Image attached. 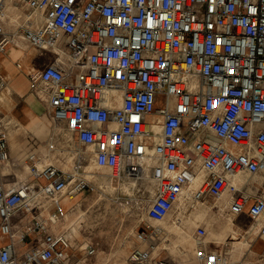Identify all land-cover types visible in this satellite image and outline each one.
I'll list each match as a JSON object with an SVG mask.
<instances>
[{
	"label": "built area",
	"instance_id": "2783aa9c",
	"mask_svg": "<svg viewBox=\"0 0 264 264\" xmlns=\"http://www.w3.org/2000/svg\"><path fill=\"white\" fill-rule=\"evenodd\" d=\"M4 1L0 52L22 38L54 54L30 80L50 87L52 128L76 146L68 169L32 153L25 164L33 182L13 190L0 182V264H88L95 243L55 225L63 196L108 186L97 181L101 169L123 191L115 203L140 213L131 264H176L156 255L165 235L147 216L166 215L179 198L193 207L229 193L233 211L264 217V193L251 195L235 181L264 175V0H8L26 11L10 32L1 24ZM7 159L0 129V164ZM145 171L151 190L137 184ZM18 212L28 218L14 227ZM259 234L264 241V218ZM204 235L198 228V243ZM195 256L229 264L202 245Z\"/></svg>",
	"mask_w": 264,
	"mask_h": 264
},
{
	"label": "crops",
	"instance_id": "0c3cea01",
	"mask_svg": "<svg viewBox=\"0 0 264 264\" xmlns=\"http://www.w3.org/2000/svg\"><path fill=\"white\" fill-rule=\"evenodd\" d=\"M20 9V4L14 1L8 2L5 8L6 16L1 20L5 31L10 32L13 29L11 28L12 21L9 16L15 15L14 19H18L16 14ZM53 59L54 54L51 51L34 47L22 38H16L4 52H0V75L7 79V86L4 89H0V129L6 133L8 148V159L0 164V182L8 190H13L17 185L24 182H33L28 175L27 169L25 171L20 170L21 165L25 163L26 158L32 153L41 161H51L65 169H68L72 163V149L76 146L75 139L62 129L54 130L52 121L47 115L50 87L41 81L33 84L30 80V73L44 68L52 63ZM4 96H8L10 100L2 104L1 98ZM89 162H87V169L92 171L89 168L91 166ZM147 173L151 176L150 172ZM202 178L203 176L198 177L197 181L191 185V188H196ZM146 180H139L137 184L146 186L148 183ZM149 180H151L152 187L154 185L153 180ZM97 181L101 182L100 179H97ZM235 181L241 189L251 195L264 193L263 174H257L251 178H247L242 174ZM107 183L108 186L113 187L111 181ZM231 199L232 195L224 193L216 199L206 197L203 203L192 207L188 199L182 197L174 202L172 209L162 217H149L144 214V217L147 216L150 222L160 225L165 235V240L162 243L163 249L158 250L156 255H164L176 264H200L195 256V251L199 245H202L206 249L214 250L224 255L229 264H258L259 260H264V241H262L259 234V226L264 217L254 221L247 214L246 209L239 212L233 211ZM252 199L250 198V202ZM40 201L47 205L50 203V199L45 196H42ZM116 204L124 209L128 207L126 211L129 212H127L125 217L132 215L131 213L133 212L129 208L130 204ZM79 205L77 202L72 207L75 209ZM51 210L52 207L44 210V216ZM201 210L206 213L211 212L219 219L221 217L226 219L228 227L224 233L220 230L217 235H212L208 231V226L211 227L210 219L205 216L198 217L200 213L197 214V211ZM133 216L134 223L130 232L133 236L134 246L131 250L137 245L134 239V231L140 226V213L134 210ZM240 216L247 217L249 224L245 226L240 223L238 220ZM27 218L28 215L25 213H16L12 218L13 226L19 227ZM253 223L254 230L251 232L252 234L247 233L246 231ZM55 227L58 230L68 232L74 239L82 240L85 238L78 239L75 233H71L65 228L63 217ZM198 228L205 230L201 243H198L195 239ZM232 232L242 233L246 236L250 234L248 240L247 237H239V234L236 239H243L251 248L242 247L244 241L242 246L237 244L235 239L231 237ZM184 236L189 239L190 244L183 243L182 245L181 239ZM250 238H254V240L250 241ZM237 242L241 241L238 240ZM95 245L97 248V242H95ZM255 249L260 250V254H258V258L252 260L248 254ZM131 250L127 254L128 264H131L129 259Z\"/></svg>",
	"mask_w": 264,
	"mask_h": 264
},
{
	"label": "rangeland",
	"instance_id": "374dc122",
	"mask_svg": "<svg viewBox=\"0 0 264 264\" xmlns=\"http://www.w3.org/2000/svg\"><path fill=\"white\" fill-rule=\"evenodd\" d=\"M25 12L24 7L21 6L20 11L16 14L18 19L16 20L15 18L11 22V28H14L19 23L20 18L24 16ZM89 164H93V162L90 161ZM26 169V164L23 163L20 170L25 171ZM91 170L96 171V167L93 166ZM101 173L100 180L106 185L110 176L106 170H102ZM130 180L127 179V183ZM146 182H148L146 186L151 190V180L148 179ZM132 184H134L133 180ZM118 192L121 194L123 191L114 189V186H107L94 192H80L74 199L62 202L63 212L69 213L72 209L71 212H75V214L73 213L74 215H69L67 229L71 233H75L70 227V223H74L77 227L75 235L78 239L85 237L84 239L86 240L94 243L97 242L96 253L87 260L88 264H128L127 254L134 246L133 236L130 231L134 223L133 214L135 209L131 207L130 211L133 212L131 213L132 215L130 214L131 216L125 217L127 212H129L126 211L127 208L124 209L122 206H117L114 201L115 196L119 195ZM122 201L124 202L125 200ZM77 202L80 205L74 209L72 206ZM197 214H199V218L205 216L207 219H210L209 223L211 227L208 226V231L212 235H217L220 230L224 233L228 227L226 219L222 217L219 219L211 212L206 213L201 210L197 211ZM238 220L245 226L249 224L247 217L240 216ZM232 238L235 239L237 244L242 246L243 239H238L241 242H237L238 240L235 237L232 236ZM251 240H254V238H250ZM181 241L182 245L183 243L190 244L189 239L185 236L182 237ZM243 243L242 247L251 248L245 241ZM258 254H260V250L255 249L248 255L253 260L259 257ZM258 264H264V260H259Z\"/></svg>",
	"mask_w": 264,
	"mask_h": 264
},
{
	"label": "bare ground",
	"instance_id": "6f19581e",
	"mask_svg": "<svg viewBox=\"0 0 264 264\" xmlns=\"http://www.w3.org/2000/svg\"><path fill=\"white\" fill-rule=\"evenodd\" d=\"M5 2V8H6V6H7V4H8V0H5L4 1ZM7 10V9H6ZM8 11V10H7ZM7 13V12H6ZM9 13V12H8ZM13 13V12H12ZM9 16V15H8ZM15 16V15H14ZM14 16L12 15V16H9L10 17V19H11V21H14ZM17 20V19H16ZM10 28V27H9ZM8 47V46H7ZM29 51V50H28ZM38 69V68H37ZM31 74V73H30ZM17 80V79H16ZM11 81V80H10ZM12 82V81H11ZM16 82V81H15ZM20 82V81H19ZM14 83V82H13ZM9 84H12V83H9ZM15 84V83H14ZM16 88V87H15ZM14 89V88H13ZM9 90V89H8ZM9 92V91H8ZM2 100V104L4 103V102H8L10 99H9V97L8 96H4V97H2L1 98ZM157 128V127H156ZM94 166V164H91V166H89V168L90 169H92V167ZM102 170H106V169H102ZM108 173H109V171L108 170H106ZM146 179H151L150 178V175L145 171L143 174H142V177H141V179H140V181H144V180H146ZM132 180H133V182L135 183V180L134 179H131L129 182H128V184H130L131 185V183H132ZM139 182V181H138ZM123 185H126V182L123 184ZM78 194H80V193H77V194H75V195H66V196H64L63 198H62V200H61V204H62V202H64L65 200H72V199H74ZM109 198V197H108ZM126 208H128V207H126ZM73 210V209H72ZM71 210V211H72ZM69 212V213H67V212H63V218H64V223H65V228H67L68 227V218H69V215H74L75 214V212ZM74 213V214H73ZM22 215V214H21ZM20 216V215H19ZM70 227H71V230L73 231V232H77V230H76V226L74 225V223H70ZM245 230V229H244ZM254 230V223L253 224H251L250 225V227L248 228V230L246 231L247 233H251L252 231ZM236 232V231H235ZM235 232H232V235H231V237L233 236V237H235V238H238L237 237V235L239 234V237H249V235L250 234H248V236H246L245 234H242V233H235ZM187 233V232H186ZM252 234V233H251ZM248 240V239H247Z\"/></svg>",
	"mask_w": 264,
	"mask_h": 264
}]
</instances>
